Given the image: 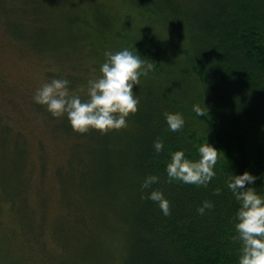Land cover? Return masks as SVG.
I'll use <instances>...</instances> for the list:
<instances>
[{"label": "trees", "instance_id": "trees-1", "mask_svg": "<svg viewBox=\"0 0 264 264\" xmlns=\"http://www.w3.org/2000/svg\"><path fill=\"white\" fill-rule=\"evenodd\" d=\"M128 5L125 17L133 18L134 13L129 15V11L145 21L162 15L169 21L170 30L167 37L135 30L136 34L127 32L116 41L115 24L112 26L108 18L97 21L100 13L96 12L93 19L104 29L87 41L93 50V66L104 62L106 50H119L117 42L122 48L150 40L159 45L152 52V67L133 84L142 101L130 118L136 130L131 139L134 150L128 154V165L124 161L122 166L124 175L130 174L126 187L130 195L123 201L119 219L128 231L126 257L118 264H238L239 244L231 239L236 234L234 213L238 202L226 180L230 172L248 170L257 177L253 182L257 191L264 194V48L254 46L264 42V0H128ZM33 12L30 9L29 16L35 15ZM137 20L143 21L135 17L133 22ZM121 21L116 26L118 32L123 28ZM180 41L185 45H178ZM175 48L183 53L174 63L179 75L169 76L166 70L172 65ZM164 74L166 79H162ZM194 103L205 109L204 115L193 111ZM166 111L181 112L183 128L172 131ZM199 127L203 134L193 137ZM87 134L90 142L100 146L97 132ZM156 139L164 141L159 152L153 146ZM205 141L220 148L217 175L206 186L170 181L165 167L171 151L182 148L186 156L196 158L198 146ZM99 166L110 173L116 165L106 160ZM149 174L160 179L143 188ZM152 189L163 191L169 200L168 215L156 201L147 198ZM205 199L214 207L201 214L197 207Z\"/></svg>", "mask_w": 264, "mask_h": 264}, {"label": "rangeland", "instance_id": "rangeland-1", "mask_svg": "<svg viewBox=\"0 0 264 264\" xmlns=\"http://www.w3.org/2000/svg\"><path fill=\"white\" fill-rule=\"evenodd\" d=\"M129 7L128 0H0V264H118L126 257L128 230L119 219L130 195V174L122 166L134 150L130 118L142 100L125 124L80 132L66 115L53 116L35 102L33 94L55 76L87 96V82L100 69L87 46L104 29L93 19L96 12L97 21L115 24L116 41L135 30L168 36L169 21L162 15L145 21L129 11L133 18L125 17ZM30 9L35 15L29 16ZM135 17L143 21L133 22ZM158 46L150 40L135 47L153 58ZM254 46L263 49L264 42ZM182 54L172 50L169 76L179 75L174 63ZM162 79L157 75V82ZM203 131L196 128L192 136ZM87 132L101 136L100 146ZM106 160L117 166L114 171H102Z\"/></svg>", "mask_w": 264, "mask_h": 264}, {"label": "clouds", "instance_id": "clouds-1", "mask_svg": "<svg viewBox=\"0 0 264 264\" xmlns=\"http://www.w3.org/2000/svg\"><path fill=\"white\" fill-rule=\"evenodd\" d=\"M105 56L100 65V75L87 82V98L70 89L67 78L54 76L34 90V101L46 105L53 116L66 115L70 125L80 132L89 128L106 131L114 125L125 124L130 109L138 106L139 93L133 89V84L140 79L142 72L152 67L154 60L133 45L115 52L106 50ZM192 108L197 115H204L205 109L199 103H194ZM165 119L172 131L183 128L185 124L184 115L178 111H166ZM153 146L159 152L164 147V141L156 139ZM197 151L199 155L196 158L186 156L182 148L171 151L165 167L170 181L206 186L217 175L219 150L205 141ZM159 179L158 175L149 174L144 178L142 187L150 188ZM256 179V175L244 170L238 174L230 172L226 180L227 187L238 202L234 213L236 234L231 237L239 244L238 264H264V194L254 186ZM147 198L156 201L164 215L169 214L170 202L163 191L152 189ZM213 207L214 203L205 199L197 211L203 214Z\"/></svg>", "mask_w": 264, "mask_h": 264}]
</instances>
